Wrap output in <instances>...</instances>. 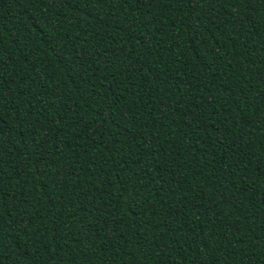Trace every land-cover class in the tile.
I'll list each match as a JSON object with an SVG mask.
<instances>
[{
	"label": "trees",
	"instance_id": "16d2710c",
	"mask_svg": "<svg viewBox=\"0 0 264 264\" xmlns=\"http://www.w3.org/2000/svg\"><path fill=\"white\" fill-rule=\"evenodd\" d=\"M212 7L0 0V264H264V0Z\"/></svg>",
	"mask_w": 264,
	"mask_h": 264
},
{
	"label": "snow or ice",
	"instance_id": "6c2138e0",
	"mask_svg": "<svg viewBox=\"0 0 264 264\" xmlns=\"http://www.w3.org/2000/svg\"><path fill=\"white\" fill-rule=\"evenodd\" d=\"M18 2H19V4H20L21 7H24L25 0H18ZM108 2H109V5H111L112 3H117L118 4V3H120V0H108ZM197 2L199 3V0H197ZM204 2L207 5H209L210 7H212V6L219 7V6L222 5L223 0H204ZM242 2H245L246 3L247 0H242ZM212 10L213 11L215 10L214 7H212ZM53 31H57V29L55 27H53ZM194 31H195V29H194ZM209 67H210V65H209ZM2 69H3V65H2V62H0V80H3V70ZM261 78L264 79V77H261ZM3 83L7 84L8 81L7 80H3ZM262 103H264V101H262ZM166 107H169L170 108V106H167V105H166ZM261 119H264V117H261ZM221 175L223 176V173H221ZM53 182L55 183V181H53ZM225 191L226 192L227 191H230V189H225ZM53 206H55V205H53ZM233 235H235V233H233ZM261 245H264V241H261ZM148 246L151 247V245H148ZM205 247H207V245H205ZM2 248H3V245L0 244V249H2ZM212 251L215 252V251H217V249L216 248H213ZM2 256H3V252L0 251V258H2ZM250 264H256V262L250 260Z\"/></svg>",
	"mask_w": 264,
	"mask_h": 264
}]
</instances>
